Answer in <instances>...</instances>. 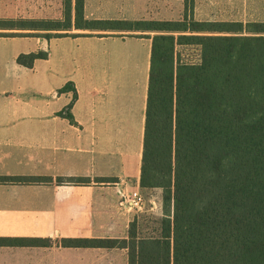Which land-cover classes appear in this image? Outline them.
I'll return each instance as SVG.
<instances>
[{"label": "trees", "instance_id": "16d2710c", "mask_svg": "<svg viewBox=\"0 0 264 264\" xmlns=\"http://www.w3.org/2000/svg\"><path fill=\"white\" fill-rule=\"evenodd\" d=\"M183 4L175 21L87 19L84 0H62L57 20L0 19V38L153 34L137 36L151 41L139 186L162 191L158 233L138 236L133 219L124 239L62 245L124 249L127 264H264V23L195 21L193 0ZM177 45L198 46L199 62L175 60ZM47 57L48 50L21 53L16 63L31 68ZM68 90L72 99L58 115L74 123L73 84L57 93ZM37 181L0 176L1 184ZM40 242L0 239V245Z\"/></svg>", "mask_w": 264, "mask_h": 264}, {"label": "crops", "instance_id": "0c3cea01", "mask_svg": "<svg viewBox=\"0 0 264 264\" xmlns=\"http://www.w3.org/2000/svg\"><path fill=\"white\" fill-rule=\"evenodd\" d=\"M90 2L84 0L90 19L119 16L113 7ZM128 8L134 11L125 16L137 14ZM149 40L51 38L48 57L31 68L16 57L44 46L3 57L0 176L40 181L0 183V239L46 243L0 245V264H104L106 251L119 249L66 247L62 241L127 236L133 214L119 207V193L142 190ZM68 82L76 91L74 123L58 115L72 99L70 90L57 93Z\"/></svg>", "mask_w": 264, "mask_h": 264}, {"label": "rangeland", "instance_id": "374dc122", "mask_svg": "<svg viewBox=\"0 0 264 264\" xmlns=\"http://www.w3.org/2000/svg\"><path fill=\"white\" fill-rule=\"evenodd\" d=\"M100 3L105 10L113 7L119 16L101 17L96 19L114 20H156L175 21L182 19L184 13L183 0H91L90 4ZM129 3V4H128ZM135 7L136 15L125 16V11H134L128 5ZM122 14V15H121ZM191 17L195 21L225 22V23H264V0H193ZM84 16L89 18L85 13ZM62 17V0H0V19H60ZM88 33V32H87ZM92 36L126 39L127 37L151 36L149 32H92ZM99 34V35H98ZM141 39H146L141 37ZM48 40L41 38H0V78L7 72L3 65L6 54L18 50H33L44 46ZM150 41V40H149ZM40 50V49H38ZM200 51L196 45H177L174 58L180 63L196 64L199 62ZM144 198L143 211L133 214L136 220L138 236L157 235L158 221L163 217L161 189L140 190ZM131 220V221H132ZM130 221V222H131ZM130 225V224H129ZM129 228V227H128ZM128 232V231H127ZM120 249V248H119ZM107 250L104 264H126V251ZM95 256L90 257V263Z\"/></svg>", "mask_w": 264, "mask_h": 264}, {"label": "built area", "instance_id": "2783aa9c", "mask_svg": "<svg viewBox=\"0 0 264 264\" xmlns=\"http://www.w3.org/2000/svg\"><path fill=\"white\" fill-rule=\"evenodd\" d=\"M119 207L124 208L127 212L132 214H137L138 212L143 211L144 198L140 191H131L128 194L119 193Z\"/></svg>", "mask_w": 264, "mask_h": 264}]
</instances>
